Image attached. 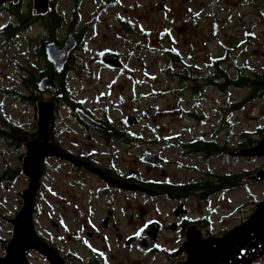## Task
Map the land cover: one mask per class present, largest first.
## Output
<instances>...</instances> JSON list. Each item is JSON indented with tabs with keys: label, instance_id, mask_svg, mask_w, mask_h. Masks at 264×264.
Returning <instances> with one entry per match:
<instances>
[{
	"label": "rangeland",
	"instance_id": "obj_1",
	"mask_svg": "<svg viewBox=\"0 0 264 264\" xmlns=\"http://www.w3.org/2000/svg\"><path fill=\"white\" fill-rule=\"evenodd\" d=\"M30 1L23 0L22 9ZM55 1L66 16L57 40L66 39L68 26L82 34L71 54L69 98L121 134L107 141L102 132L81 126L61 107L54 137L62 146L92 155L101 166L141 181L196 184L202 189L218 177L233 178L205 197L200 196L201 189L177 200L112 191L110 204L107 198L95 200L86 215L85 191L75 186L76 174L48 161L34 214L39 235L55 245L69 264H90L92 258L99 264H175L186 258L185 253L173 258L186 240L178 227L172 228L178 222L175 209L181 208L187 220H194L205 237L220 236L246 221L264 200V183L251 179L264 160L225 154L249 147L250 139L264 138V91L258 90L252 101L236 110L233 104L242 102L254 87L230 86L223 93L208 81L218 72L215 64L220 59L221 69L232 78L238 72L254 78L256 73L264 74V0ZM10 20L11 12L3 9L0 114L9 123L35 132L34 105L23 100L31 95L21 84L25 71L9 62L18 60L35 72L43 70L47 61L37 59L35 49L49 37L35 23L5 38L1 27ZM106 51L119 54L124 67H106L101 62ZM128 115L136 116L137 123L128 126ZM197 141H215L225 149L209 156L192 149ZM24 150L11 148L0 135L1 256L12 238L13 226L7 221L21 210L22 192L29 184L22 174L7 180L4 172L22 165ZM146 152H159L165 161L159 166L143 162ZM82 175L88 188H102L98 177L88 171ZM108 205L115 226L100 231L99 220ZM151 219L164 224L156 244L144 243L143 237L126 245ZM90 232L96 233L94 237H89ZM29 259L32 264H49L36 251ZM255 264H264V257Z\"/></svg>",
	"mask_w": 264,
	"mask_h": 264
},
{
	"label": "water",
	"instance_id": "obj_2",
	"mask_svg": "<svg viewBox=\"0 0 264 264\" xmlns=\"http://www.w3.org/2000/svg\"><path fill=\"white\" fill-rule=\"evenodd\" d=\"M20 1L0 0V10L8 3L18 4ZM51 1L32 0V14L35 16L47 14L51 10ZM77 45L78 42L73 33L68 34L62 46L54 41L46 44L45 54L48 61L53 64L54 71L61 72L65 69L70 55ZM119 57L120 55L117 53L106 51L101 56V62L112 69L123 68L124 65ZM38 86L42 93L47 89H52L57 96H60V88L48 76L42 77ZM57 107L56 100L41 99L36 103L37 130L34 138L24 143L25 154L21 165V174L29 179V184L22 192L23 206L21 210L15 218L7 221L13 226L12 238L5 246L4 255H0V264H32L29 255L33 251L43 256L49 264H67L59 249L39 235L34 223L42 173L45 162L50 157L67 159L76 165L85 166L115 189L143 192L153 198L162 196L157 191L142 185L114 178L90 163L81 162L83 163L81 164L76 158L64 153L58 145L51 141L50 135V127ZM77 113L83 124L105 130L106 127L102 123L91 117L83 109H78ZM125 121L128 126H132L137 123L138 119L134 115H128ZM225 155L240 159L264 160V138L249 147L227 151ZM143 161L152 165H159L161 159H159V155L146 154ZM251 179L254 181L252 183H264V166ZM175 213L180 216L181 208L175 209ZM161 227L162 224L158 221L149 222L140 229L138 236L139 238L151 236L156 241ZM131 241L132 238H129L126 245H129ZM183 253L186 255L185 260L177 261L175 264H255L264 257V200L255 205L253 213L246 221L220 236L204 237L202 231L198 230L196 226L189 227L184 244L177 250L173 258Z\"/></svg>",
	"mask_w": 264,
	"mask_h": 264
},
{
	"label": "trees",
	"instance_id": "obj_3",
	"mask_svg": "<svg viewBox=\"0 0 264 264\" xmlns=\"http://www.w3.org/2000/svg\"><path fill=\"white\" fill-rule=\"evenodd\" d=\"M79 0H76L78 3ZM31 1L28 3V6L22 9V4L23 0L19 2L16 6H13L12 14L15 15L18 19L19 26L13 29L12 27L4 28L2 33H7L8 37H13L15 34L20 33L21 31H27L32 24H38L41 26L46 34L48 35L49 38L48 40H42V43L39 45V53L38 57L39 58H45V46L47 43L54 41L57 44H61L57 40V33L63 29L66 25V16L65 14L60 11V9L56 5V1L51 2V10L45 14V15H39V16H33L32 11H31ZM73 25V22L71 23ZM70 24V25H71ZM72 28L70 29V31ZM73 33V32H72ZM82 36V34H81ZM41 40V37H40ZM72 60V59H71ZM221 61L218 60L216 62V67L218 70L217 73L214 74L213 80H211V85L216 87L217 90L220 92H227L228 87H254L251 89V93L242 101L238 102L236 104H233V108L236 110H241L244 108V106L252 101L256 97V92L258 90H263L264 91V74H258L256 73V78L252 77L251 75H241L240 72H238V76L236 78H232L227 72L221 69L219 62ZM47 66L51 67V64L47 62ZM25 67V66H24ZM27 70H29V73H24L23 75V80H24V89H35L37 90V85H36V80L44 74L50 75L52 73V70L49 69V73H46L44 70H40L38 72H35L32 68L30 67H25ZM73 66H71V61H70V66L66 68V71L62 73H55L53 76L55 79L59 81V84L64 87L63 89L65 93L69 96L70 90L69 88H66L65 86V77L66 74L70 73L73 71ZM182 79H190L184 74H180ZM219 80L223 82H219ZM40 92V90H37ZM41 93V92H40ZM24 101H28L29 103H35V100H33L31 97L28 96L23 98ZM72 102H75L72 100ZM34 105V104H33ZM3 123V126H0V135H2L5 138V142L8 146L11 148H21V150H24V143L33 139L35 136L34 131H28L24 129L21 126L13 125L8 122L7 119H5L1 114H0V124ZM106 128L105 130L99 129V132L103 133V136L106 138L107 141L111 139V137H120L121 134L116 132L115 130L112 129V127H109L105 124H103ZM255 142L250 139L249 144L250 146L253 145ZM243 146H249L246 143L242 144ZM191 147L193 150L196 151H201L204 152L206 155H216L225 148L218 144L215 141H207V142H200L197 141L194 144H191ZM25 152V150H24ZM25 153H22L20 156V160H23ZM21 175V166H16L15 168H10L8 167L6 171L4 172V178L9 180H13L18 178ZM231 178L233 176H221L218 177V180H216L213 185L207 184L204 188H199L198 185L196 184H189V185H178L174 184L171 182L168 183H163V188L168 192V194L171 197H184L188 196L191 194V192L196 191L201 189L202 194H200L201 197H205L214 193H217L222 189V187L229 182H231Z\"/></svg>",
	"mask_w": 264,
	"mask_h": 264
},
{
	"label": "flooded vegetation",
	"instance_id": "obj_4",
	"mask_svg": "<svg viewBox=\"0 0 264 264\" xmlns=\"http://www.w3.org/2000/svg\"><path fill=\"white\" fill-rule=\"evenodd\" d=\"M52 1H54V0H52ZM51 1V2H52ZM19 4V3H18ZM17 4H12V3H8V4H6L1 10H0V12L3 10V9H9V11L11 12V14H12V10H13V6H16ZM32 11V10H31ZM33 16H35V15H33ZM37 17V16H36ZM18 23V19H17V17L15 16V15H13L12 14V20H10V21H8V22H6L2 27H1V32H3V30H4V28H8V27H12L13 29H15L16 27H18L19 26V24H17ZM32 25H34V24H32ZM70 29H71V27L70 26H68V28H67V34H69V33H72L73 32V34L75 35V38H76V40H77V42H78V44H79V42H80V40H81V38H82V36L80 35V34H77L76 32H74L75 30H71L70 31ZM22 32V31H21ZM3 35H4V37L5 38H12V37H8V35H7V33L5 34V33H2ZM18 34V33H17ZM66 40V39H65ZM64 40V41H65ZM64 41L63 42H60L61 44H58L59 46H62L63 44H64ZM38 53H39V46H37V49H35V54H36V58L37 59H39V57H38ZM72 54V53H71ZM46 55V54H45ZM45 59H46V61L47 62H49L50 64H51V67H49V66H47V67H45L43 70L44 71H46V73H49L50 71H49V69H51L52 70V73L50 74V75H47V74H44V76H42V77H45V76H48V77H50V78H52L53 79V81L57 84V86L60 88V96H57L55 93H54V91L52 90V89H47L44 93H40L39 91H37V90H39V86H38V83H39V81H40V79L42 78V77H40V78H38L37 80H36V85H37V90H35V89H26L27 91H29L30 93H31V95H29V97H31L33 100H35V103H33L34 104V113L36 114V117H37V108H36V103L38 102V101H40L41 99H45V98H42L43 96H46L47 95V98H46V100H56L57 101V104H58V107H57V109H56V113H55V116H54V120H53V122H52V124H51V127H50V135H51V140H52V142L53 143H55L56 145H58L62 150H63V152L64 153H66V154H68V155H70V156H72V157H74V158H76L77 159V161H79V162H85V163H90V164H92L95 168H98V169H101L102 171H104L106 174H109L110 176H112V177H114V178H117V179H121V180H123V181H126V182H128V183H134V184H139V185H142V186H144V187H146V188H148V189H151V190H154V191H157L159 194H161L162 196H158V197H166V198H170V199H180V198H185V197H187V196H184V197H171L169 194H168V192L163 188V183H166V182H164V181H161V182H159V181H141V180H138V179H136V178H133V177H131V176H127V177H124V176H122V175H119V174H117L116 172H113L112 170H110V169H108V168H105V167H103V166H101L99 163H97L95 160H94V158L92 157V155H85V153H83V152H81V151H79V150H70L69 148H67L66 146H62L56 139H55V137H54V129H56L55 128V124L57 123L56 121H58V118H59V113H60V108L62 107H65L66 109H67V111L69 112V114L76 120V122L77 123H79L81 126H83V127H85V128H88V129H93V130H99V129H97V128H95V127H93V126H87V125H85V124H83L82 123V121L79 119V117H78V113H77V110L78 109H83V110H86L83 106H82V104L81 103H79V102H72V100L69 98V96L65 93V91L63 90V89H65L64 87H62L60 84H59V81L57 80V79H55L54 78V74L55 73H62V72H64V71H66V68L68 67V66H70V61H71V59H72V55H70V58H69V61H68V63H67V65H66V67H65V69L64 70H62L61 72H59V71H54V66H53V64L50 62V61H48V58H47V56L45 57ZM121 62L123 63V61L121 60ZM9 64L10 65H13L14 67H16V68H21V70H23V71H25V73H29V70H27L25 67H24V65L23 64H21V63H19V61L18 60H15V61H10L9 62ZM47 64V63H46ZM105 65V64H104ZM123 65H124V63H123ZM106 66V65H105ZM107 67V66H106ZM23 76H22V79H21V81H22V86H24V80H23ZM212 80V79H211ZM211 80L210 81H208L210 84H211ZM65 86H66V88H68L67 87V83H68V76H67V74H66V77H65ZM25 98V97H24ZM28 98V97H27ZM41 98V99H40ZM28 102V101H27ZM1 108V107H0ZM85 112H88V114L90 115V116H92L94 119H96L98 122H102V124H104V121H102V120H99V119H97L96 117H94L93 116V114H90L89 113V111L88 110H86ZM105 125H107L106 123H105ZM108 126V125H107ZM109 127V126H108ZM109 130H110V127H109ZM229 151H234V150H229ZM146 154H151V155H159V159H161V161H160V164L159 165H161V163L162 162H164L165 161V159L161 156V154L159 153V152H152V153H149V152H146ZM145 154V155H146ZM144 155V156H145ZM48 161H53V162H56L57 164H59L60 165V167H62V168H65V170L67 171V172H69L70 174H73V173H75L76 174V176H74V184H75V186H77V188H79V189H81V190H84L85 191V195L83 196L84 198H85V201H87V206H88V211L87 212H85V211H83V213H85L86 215H89V209H90V207H92V205L94 204V201L95 200H100V199H105V198H107V204H108V202H109V204H110V192H112V191H116V192H118V191H127V190H121V189H115V188H113V187H111L103 178H101L100 176H98V175H96L95 173H93L91 170H88L85 166H82V165H76V164H74L72 161H70V160H67V159H60V158H58V157H50L49 159H47L46 160V162H45V166H44V169H43V173H42V179H43V177H44V172H45V168H46V166H47V163H48ZM144 162V161H143ZM149 164H151V163H149ZM159 165H156V166H159ZM85 171H88V173H90V174H93L95 177H98L99 179H101V181H102V184H103V186H102V188H100V190H94V189H91V188H88V186H87V184L83 181V179L81 178L83 175V173H85ZM78 173V174H77ZM168 183V182H167ZM42 186V185H41ZM41 190V189H40ZM127 192H133V191H127ZM140 193H142V194H144L145 196H148V197H150V198H153V197H151L149 194H147V193H143V192H140ZM189 196V195H188ZM82 197V196H81ZM154 198H157V197H154ZM109 207H107L108 209H106V212H105V214L103 215V216H101L100 217V220H99V230L100 231H104V229L105 228H110V227H113V226H115V223H114V221H113V216H114V211L113 210H111V208H110V206L111 205H108ZM174 213H175V210H174ZM175 215H176V213H175ZM176 217H178V222L177 223H175L173 226H172V228L173 229H176L177 227V231H179V233L180 234H182L184 237H186V232H187V229L189 228V227H191V226H196V228L198 229V230H201V228L199 227V225L198 224H196V222L194 221V220H187V214H181L180 216H177L176 215ZM152 221H158V222H160L159 220H156V219H151L149 222H152ZM149 222H147V223H149ZM146 223V224H147ZM164 228V224H162V227H161V229L159 230V232L158 233H160V231L162 230ZM140 231V230H139ZM139 231H138V233H139ZM202 231V230H201ZM138 233L136 234V235H132L130 238H132V240L134 239V238H139V236H138ZM94 234H96V233H94ZM94 234H93V232H90L89 233V237H94ZM202 234H203V232H202ZM203 236H204V234H203ZM205 237V236H204ZM144 243H146L147 244V241H152L153 242V244H156V242H157V240L155 241L154 239H153V237H151V236H148V237H144ZM184 242H185V240H184ZM184 242H183V244H184ZM182 244V245H183ZM181 245V246H182ZM181 246L179 247V248H181ZM178 248V249H179ZM177 249V250H178ZM93 252V251H92ZM93 254H95L94 252H93ZM67 261V260H66ZM67 264H69V262L67 261ZM90 264H99V261H97V260H95V259H91L90 260Z\"/></svg>",
	"mask_w": 264,
	"mask_h": 264
},
{
	"label": "bare ground",
	"instance_id": "obj_5",
	"mask_svg": "<svg viewBox=\"0 0 264 264\" xmlns=\"http://www.w3.org/2000/svg\"><path fill=\"white\" fill-rule=\"evenodd\" d=\"M33 6V5H32ZM68 36V35H67ZM65 42V41H64ZM52 141V140H51ZM87 166V165H86ZM87 168V167H86ZM92 168V167H91ZM88 169V168H87ZM94 169V168H93ZM89 170V169H88ZM97 171V170H96ZM41 181H42V178H41ZM106 181V180H105ZM40 188H41V186H40ZM38 199V198H37Z\"/></svg>",
	"mask_w": 264,
	"mask_h": 264
}]
</instances>
